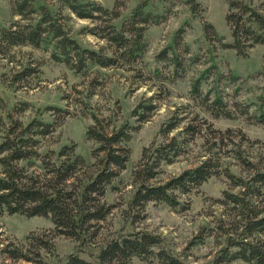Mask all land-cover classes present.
<instances>
[{
	"label": "trees",
	"instance_id": "1",
	"mask_svg": "<svg viewBox=\"0 0 264 264\" xmlns=\"http://www.w3.org/2000/svg\"><path fill=\"white\" fill-rule=\"evenodd\" d=\"M224 2L231 47L238 57L245 58L255 45H264V0ZM9 3L11 18L8 24L0 26V57L18 63L7 79L14 89L29 87L32 77L40 75L43 64L31 57L24 62L17 60L14 48L27 46L42 51L44 58L84 76L95 68L116 67L129 45L128 36L118 25L119 11L96 0H9ZM184 3L191 18L203 19L205 9L199 0H184ZM147 5L146 1L139 3L137 12ZM75 18L92 22L75 33L92 35L104 43L97 47L81 44L74 34ZM188 22L174 33L169 50L158 56L159 61H165L174 70L170 82L188 73L200 60L198 53L191 54L189 60L183 59L177 49L183 43ZM147 48L146 43L139 42L132 52L142 57ZM153 72L160 74L157 67ZM209 79L210 86L204 88ZM238 80L237 74L220 73L214 63L192 78L187 104L176 107L161 123L160 140L143 147L131 172L135 189L128 204L133 222L142 218L138 212L148 202L164 203L181 212L189 206L186 196L198 192L209 178L227 180L229 188L223 189L214 199L216 203H212L222 207L214 226H203L192 241V245L202 244L211 236L219 248L211 260L196 264L235 261L264 264V170L243 155L234 129L214 127L207 115L233 119L238 117L237 113L249 115L248 108L252 105V116L264 123V87L257 99L246 103L236 98L241 89ZM228 87L234 89L230 98L224 91ZM153 100L150 97L140 102L132 116L147 121L156 108ZM28 109L27 102L13 104L5 118L0 117V217L4 214L44 216L51 219L53 228L49 239L33 237L30 233L23 243L0 240V254L11 260L37 263L39 250L53 252V239L64 236L76 246L67 255L65 264H134L135 258L155 264H190L186 255L163 247L161 236L148 229L120 233L107 240L99 238L101 222L115 208L104 201V195L108 188H116L114 181L127 167L132 154L129 142L138 125L128 120L116 124L110 117L92 112L93 122L85 129L94 159L88 164L76 152L74 142L62 144L57 150L40 151L43 141L54 134L71 111L48 105L44 110L50 111L52 120H45L41 114L28 121L21 120L19 114ZM193 145L200 149L195 163L159 181L163 166L190 153ZM227 158L234 159L247 171L246 175L232 171ZM89 167L94 168L92 174L80 177Z\"/></svg>",
	"mask_w": 264,
	"mask_h": 264
},
{
	"label": "rangeland",
	"instance_id": "2",
	"mask_svg": "<svg viewBox=\"0 0 264 264\" xmlns=\"http://www.w3.org/2000/svg\"><path fill=\"white\" fill-rule=\"evenodd\" d=\"M96 1L107 8L115 7L120 13L118 25L129 38V45L120 63L113 68H95L89 75L82 76L76 75L61 63L44 58L46 56L42 51L27 46L14 48L17 60L24 62V59L31 57L43 64L40 66V75L32 77L29 87L14 89L9 86L7 79H10L12 69L18 68V63L0 57V117L5 118L13 104L22 102L29 104V109L19 114L23 121H28L35 114H41L47 121L52 120L50 111L44 110L48 105L68 109L72 114L66 116L54 134L43 141L40 151L57 150L62 144L74 142L76 152L88 164L94 160L91 156L92 143L85 136L86 127L93 122L92 112L100 117H110L116 124L128 120L138 125L129 142L132 154L127 167L114 181L116 188H108L104 195V201L115 208L101 222L99 238L107 240L120 233L148 229L161 236L163 247L186 255V261L190 264L207 262L219 248L216 240L209 236L202 244L192 245V241L203 226H214L215 217H218L222 207L212 203H216L214 199L221 195L223 189L229 188L227 180L216 176L209 178L200 186L198 192L186 196L189 206L181 212L172 210L164 203L148 202L143 211H136L142 218L133 222L128 204L135 189L131 179L132 168L139 160L143 147L160 140L158 130L161 123L176 107L187 104L192 78L210 64L214 63L220 73L239 75L240 80L237 82L241 89L236 98L246 103L257 99L263 93L264 87V45H255L245 58L235 54L224 18V0H199L205 9L202 20L190 17L184 0ZM145 1L148 5L142 12H137L139 3ZM10 11L9 0H0V26L8 24ZM185 21H189V25L183 34V43L177 49L183 59L189 60L191 54L198 53L200 60L188 73L170 82L174 70L165 61H159L158 56L163 50H169L174 33ZM91 24L88 19L75 18L74 34L81 44L97 47L104 42L89 34L75 33L81 26ZM139 42L148 45L142 57L132 52ZM156 67L160 70L159 75L153 72ZM210 84L209 79L204 88ZM224 91L230 94L227 97L230 98L234 89L228 87ZM150 97H154L152 102L156 108L147 121H138L137 116H132V111L138 108L140 102ZM253 109L254 106L249 105V115L237 113L238 117L233 119L213 118L207 114L208 121L221 130L234 129V134L238 133L235 139L240 144L243 155L249 156L264 170V123L258 122L252 116ZM191 149L190 153L179 157L174 163L164 165L159 181L192 166L200 149L198 145H193ZM227 159L232 171L246 175L247 171L242 170L234 159ZM93 170V167L87 168L80 177H89ZM52 228L51 219L44 216L4 214L0 217V240L23 243L30 233L33 237L49 239ZM53 244L54 250L51 253L39 250L37 263L11 260L0 254V264H65L67 255L76 249L75 242L64 236H56ZM133 262L155 264L153 261L138 258ZM231 264L244 263L235 261Z\"/></svg>",
	"mask_w": 264,
	"mask_h": 264
}]
</instances>
